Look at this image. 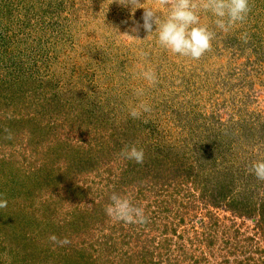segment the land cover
Here are the masks:
<instances>
[{
  "label": "rangeland",
  "instance_id": "1",
  "mask_svg": "<svg viewBox=\"0 0 264 264\" xmlns=\"http://www.w3.org/2000/svg\"><path fill=\"white\" fill-rule=\"evenodd\" d=\"M140 2L0 0V264H264V0L226 30L195 0L199 60L131 33L169 14ZM114 193L148 222L107 216Z\"/></svg>",
  "mask_w": 264,
  "mask_h": 264
},
{
  "label": "clouds",
  "instance_id": "2",
  "mask_svg": "<svg viewBox=\"0 0 264 264\" xmlns=\"http://www.w3.org/2000/svg\"><path fill=\"white\" fill-rule=\"evenodd\" d=\"M118 3L133 8H141L140 0H118ZM162 6L169 8V14L166 19H161L151 8H143L144 12L141 21H133V26L129 29L131 33L138 34L141 28L149 34L153 33V27L158 33L159 44L170 50L174 54L188 57L193 60H199L206 52L212 49V41L215 38V32L211 31L206 25L200 24V17L197 12L195 0H159ZM250 0H203V8L211 10L218 18L216 24L219 28H226L235 22L246 20L251 11ZM125 35H129L125 33ZM147 35V36H148ZM136 38L134 35H129ZM139 39V38H137ZM144 78L150 83H156V75L149 71L143 73ZM137 95H143V89H137ZM151 108L142 103L138 108H133L130 115L133 118H139L141 112H149ZM7 132L8 130L5 129ZM11 138V135L8 137ZM120 155L137 164L144 162V150L135 145L125 146ZM250 172L258 180L264 181V161H257L251 166ZM111 203L105 208L106 215L116 221L127 224H146L148 218L144 209L135 206L129 198L119 194H112ZM7 200L0 199V208L7 207ZM53 244L61 247L71 243L65 237L58 238L56 235H50L48 238Z\"/></svg>",
  "mask_w": 264,
  "mask_h": 264
},
{
  "label": "trees",
  "instance_id": "3",
  "mask_svg": "<svg viewBox=\"0 0 264 264\" xmlns=\"http://www.w3.org/2000/svg\"><path fill=\"white\" fill-rule=\"evenodd\" d=\"M261 212H263V210H261ZM262 214V213H261Z\"/></svg>",
  "mask_w": 264,
  "mask_h": 264
}]
</instances>
